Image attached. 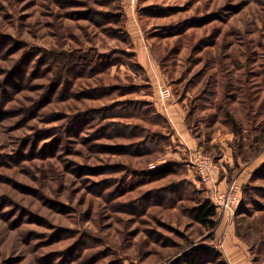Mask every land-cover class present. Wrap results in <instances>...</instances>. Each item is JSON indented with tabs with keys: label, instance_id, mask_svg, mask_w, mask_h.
Wrapping results in <instances>:
<instances>
[{
	"label": "rangeland",
	"instance_id": "rangeland-1",
	"mask_svg": "<svg viewBox=\"0 0 264 264\" xmlns=\"http://www.w3.org/2000/svg\"><path fill=\"white\" fill-rule=\"evenodd\" d=\"M160 84L226 149V238L264 264V0H0V264H232Z\"/></svg>",
	"mask_w": 264,
	"mask_h": 264
},
{
	"label": "crops",
	"instance_id": "crops-1",
	"mask_svg": "<svg viewBox=\"0 0 264 264\" xmlns=\"http://www.w3.org/2000/svg\"><path fill=\"white\" fill-rule=\"evenodd\" d=\"M130 25L132 28L130 29L129 27L130 35L134 37V39H138L141 36V32H139L138 27L135 25V21L131 16L129 26ZM136 53L139 64H141L147 70H151L152 68L153 70L154 68L156 70V63L151 58L148 44H146L144 41H141V39L136 40ZM165 115L178 133L182 144L187 146V149H189V151L194 156L199 154L200 142L189 129L184 102L172 101V103L169 104V107H167ZM219 141H221L226 148V135L220 138ZM221 162L222 164L223 162H226V149L224 150ZM222 164L221 167L223 170L218 168V170L214 172L213 180L220 190L225 191L229 186V183L228 176L226 175V169L223 168ZM226 220V216L223 217V220L221 221L217 231L218 235L222 236V249L224 250L225 254L226 252L229 254L232 264H250L243 250L234 244L237 238L236 236L232 235V227H229V231L231 232L230 238H226Z\"/></svg>",
	"mask_w": 264,
	"mask_h": 264
},
{
	"label": "built area",
	"instance_id": "built-area-1",
	"mask_svg": "<svg viewBox=\"0 0 264 264\" xmlns=\"http://www.w3.org/2000/svg\"><path fill=\"white\" fill-rule=\"evenodd\" d=\"M159 97L162 106L166 108L173 97L172 90L165 84H160ZM195 159L194 167L200 182L205 185H212V201L217 212L223 217L235 214L241 203L242 195L238 183L234 181L225 191L220 190L213 180L214 172L218 168L217 164L212 158L204 154H199Z\"/></svg>",
	"mask_w": 264,
	"mask_h": 264
},
{
	"label": "trees",
	"instance_id": "trees-1",
	"mask_svg": "<svg viewBox=\"0 0 264 264\" xmlns=\"http://www.w3.org/2000/svg\"><path fill=\"white\" fill-rule=\"evenodd\" d=\"M169 167L170 166H164L159 173L164 175L167 173H174V171L171 170ZM217 215V209L216 206L213 204L212 200H205L200 203L199 208L196 211L195 221L203 227L213 230L218 226ZM204 252L205 251L202 250L197 254V256L200 257L201 255H203ZM196 260L197 258L195 259V261Z\"/></svg>",
	"mask_w": 264,
	"mask_h": 264
}]
</instances>
